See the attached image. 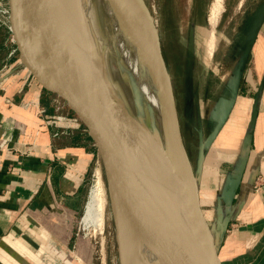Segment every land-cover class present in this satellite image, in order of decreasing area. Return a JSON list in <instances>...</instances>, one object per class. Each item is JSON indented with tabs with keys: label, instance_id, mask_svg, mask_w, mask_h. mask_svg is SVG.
<instances>
[{
	"label": "crops",
	"instance_id": "crops-1",
	"mask_svg": "<svg viewBox=\"0 0 264 264\" xmlns=\"http://www.w3.org/2000/svg\"><path fill=\"white\" fill-rule=\"evenodd\" d=\"M244 30L214 66L222 93L203 103L193 84L187 87L190 106L199 108L195 163L190 159L204 217L219 235L220 264H264V24L242 66ZM13 48L8 42V62L19 61L18 52L9 57ZM219 70L229 71L223 77ZM44 94L23 66L0 88V264H61L86 206L95 147L74 126L50 119L55 103ZM228 110L200 161L201 137L207 140Z\"/></svg>",
	"mask_w": 264,
	"mask_h": 264
},
{
	"label": "water",
	"instance_id": "water-1",
	"mask_svg": "<svg viewBox=\"0 0 264 264\" xmlns=\"http://www.w3.org/2000/svg\"><path fill=\"white\" fill-rule=\"evenodd\" d=\"M111 2L142 51L148 54V66L159 86L167 150L165 172L131 139L112 110L91 64L70 46L46 0H8L10 31L19 61L47 93L67 104L74 128L94 145V168L102 165L122 259L124 255L130 264H220L219 235L210 229L203 214L156 18L146 0ZM263 24L264 2L244 30L242 66ZM190 48L192 51V43ZM229 112L207 140L201 137L200 161ZM122 244L126 246L124 254Z\"/></svg>",
	"mask_w": 264,
	"mask_h": 264
},
{
	"label": "rangeland",
	"instance_id": "rangeland-1",
	"mask_svg": "<svg viewBox=\"0 0 264 264\" xmlns=\"http://www.w3.org/2000/svg\"><path fill=\"white\" fill-rule=\"evenodd\" d=\"M146 2L160 30L163 51L174 82L184 141L195 163L198 144L196 121L199 108L195 103L190 106V97L193 98V96L187 93L189 69L193 91L199 92L203 103L207 101V98L214 101L222 93L224 87V81L214 66L216 63L224 62L225 49L231 47L238 39H242L240 32L245 29L264 0H222L216 25L211 20L216 0H146ZM8 42L16 46L12 34ZM191 43L195 46L193 59L189 49ZM21 69L15 73H19ZM228 71L219 70L223 77ZM1 86L2 83H0V88ZM44 97L59 106L57 111L59 115L68 116L69 108L65 102L58 101L56 97L47 92ZM204 126L205 132L208 133V124L204 123ZM97 170L101 172L106 197H108L103 229L94 225L88 227L84 224L82 219L84 206L76 219L73 248L68 251V256H63L61 264H122L123 262L101 164L97 165ZM97 170L93 166L90 171L87 200L97 174L100 173H97ZM122 247L124 251L123 244Z\"/></svg>",
	"mask_w": 264,
	"mask_h": 264
},
{
	"label": "bare ground",
	"instance_id": "bare-ground-1",
	"mask_svg": "<svg viewBox=\"0 0 264 264\" xmlns=\"http://www.w3.org/2000/svg\"><path fill=\"white\" fill-rule=\"evenodd\" d=\"M46 2L58 18L70 46L91 64L100 86L109 96L112 110L131 139L165 172L167 150L159 86L148 66V54L126 28L111 0ZM221 2H215L211 17L214 25L220 15ZM107 198L102 175L98 173L82 218L86 226L103 229ZM123 264H130L124 255Z\"/></svg>",
	"mask_w": 264,
	"mask_h": 264
},
{
	"label": "built area",
	"instance_id": "built-area-1",
	"mask_svg": "<svg viewBox=\"0 0 264 264\" xmlns=\"http://www.w3.org/2000/svg\"><path fill=\"white\" fill-rule=\"evenodd\" d=\"M3 1V2H2ZM0 1V26H5L10 30V8H9V4H8V0H2ZM5 2V3H4ZM11 32V31H10ZM17 52V48L16 46L11 50L9 57L14 56V54ZM22 68V64L20 61H13L11 63L6 62L3 64V66L0 68V83H4L5 80L13 75L18 69ZM33 102H27L25 103V107H29ZM56 112L59 109V106L57 104H54ZM40 113L44 114L47 112V109L45 107H41L39 108ZM50 119H54L57 122H59L61 124V126L64 129H68V128H72L73 124L71 122V119L68 116H64V115H59L58 113H56V115H54L52 118ZM60 133L57 132L55 135H59Z\"/></svg>",
	"mask_w": 264,
	"mask_h": 264
},
{
	"label": "trees",
	"instance_id": "trees-1",
	"mask_svg": "<svg viewBox=\"0 0 264 264\" xmlns=\"http://www.w3.org/2000/svg\"><path fill=\"white\" fill-rule=\"evenodd\" d=\"M10 30L5 26H0V68L7 62V40L10 38Z\"/></svg>",
	"mask_w": 264,
	"mask_h": 264
},
{
	"label": "flooded vegetation",
	"instance_id": "flooded-vegetation-1",
	"mask_svg": "<svg viewBox=\"0 0 264 264\" xmlns=\"http://www.w3.org/2000/svg\"><path fill=\"white\" fill-rule=\"evenodd\" d=\"M190 45H191V44H190ZM189 47H190V46H189ZM193 48H194V50H192V51H191V48H189V49H190V53H191V55H192V59H193V54L195 53V52H194V51H195V46H194V45H193ZM190 63H191V62H190ZM190 63H189V64H190Z\"/></svg>",
	"mask_w": 264,
	"mask_h": 264
}]
</instances>
